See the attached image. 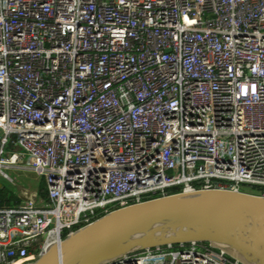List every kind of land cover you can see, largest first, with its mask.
<instances>
[{
  "label": "built area",
  "instance_id": "built-area-1",
  "mask_svg": "<svg viewBox=\"0 0 264 264\" xmlns=\"http://www.w3.org/2000/svg\"><path fill=\"white\" fill-rule=\"evenodd\" d=\"M10 169L47 188L0 206V264L152 198L264 196V0H0V176L16 184ZM108 264L242 263L192 242Z\"/></svg>",
  "mask_w": 264,
  "mask_h": 264
},
{
  "label": "water",
  "instance_id": "water-1",
  "mask_svg": "<svg viewBox=\"0 0 264 264\" xmlns=\"http://www.w3.org/2000/svg\"><path fill=\"white\" fill-rule=\"evenodd\" d=\"M192 242L208 243L242 264H264V196L198 189L120 207L23 264H108Z\"/></svg>",
  "mask_w": 264,
  "mask_h": 264
},
{
  "label": "rangeland",
  "instance_id": "rangeland-1",
  "mask_svg": "<svg viewBox=\"0 0 264 264\" xmlns=\"http://www.w3.org/2000/svg\"><path fill=\"white\" fill-rule=\"evenodd\" d=\"M8 173L15 180L16 184H13L10 180L0 176V190H9L6 195H0V200H3L2 203L0 202L1 204L7 205L21 202L19 197L23 187H28L31 190L38 191L41 196H46L47 186L44 177L27 169H10L8 170ZM244 190L259 193L258 189L253 190L245 187Z\"/></svg>",
  "mask_w": 264,
  "mask_h": 264
},
{
  "label": "trees",
  "instance_id": "trees-1",
  "mask_svg": "<svg viewBox=\"0 0 264 264\" xmlns=\"http://www.w3.org/2000/svg\"><path fill=\"white\" fill-rule=\"evenodd\" d=\"M7 192H9L8 189H7V190H0V195H1V194L6 195ZM11 196H12V195H11ZM10 198H11V197H10ZM2 201H3V200L1 199L0 202L2 203ZM1 203H0V206H2V205H6V204H1Z\"/></svg>",
  "mask_w": 264,
  "mask_h": 264
}]
</instances>
